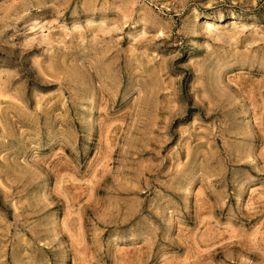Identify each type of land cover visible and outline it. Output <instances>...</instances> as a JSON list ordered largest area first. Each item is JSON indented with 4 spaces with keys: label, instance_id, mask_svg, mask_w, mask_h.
I'll list each match as a JSON object with an SVG mask.
<instances>
[{
    "label": "rangeland",
    "instance_id": "374dc122",
    "mask_svg": "<svg viewBox=\"0 0 264 264\" xmlns=\"http://www.w3.org/2000/svg\"><path fill=\"white\" fill-rule=\"evenodd\" d=\"M0 264H264V0H0Z\"/></svg>",
    "mask_w": 264,
    "mask_h": 264
}]
</instances>
